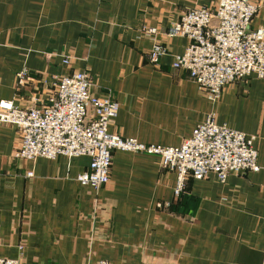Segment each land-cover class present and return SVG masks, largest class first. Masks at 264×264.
<instances>
[{
  "label": "crops",
  "instance_id": "0c3cea01",
  "mask_svg": "<svg viewBox=\"0 0 264 264\" xmlns=\"http://www.w3.org/2000/svg\"><path fill=\"white\" fill-rule=\"evenodd\" d=\"M217 1L0 0V101L43 104L58 77L86 70L93 93L119 103L110 132L178 145L214 113L217 123L255 137L260 166L224 182L212 173L188 177L175 198L176 174L157 155L113 150L109 181L95 190L76 178L87 156L14 157L19 132L0 123V257L21 264H264V77L230 82L211 101L186 70L172 67L188 39L168 35L170 24L190 7ZM255 1L263 6L252 26H264V0ZM143 24L156 27L166 47L156 64ZM22 69L29 76L20 83Z\"/></svg>",
  "mask_w": 264,
  "mask_h": 264
},
{
  "label": "built area",
  "instance_id": "2783aa9c",
  "mask_svg": "<svg viewBox=\"0 0 264 264\" xmlns=\"http://www.w3.org/2000/svg\"><path fill=\"white\" fill-rule=\"evenodd\" d=\"M262 6L255 0H218L214 7L197 5L183 11L167 29L170 36L188 39L183 52L174 56L172 67L186 70L211 101L230 82L249 74L263 78L264 26H252L253 17ZM139 32L152 42L150 62L158 63L166 47L157 39V28L143 24ZM62 61L68 64L71 57L63 56ZM28 76L26 69L17 73L20 83ZM118 112L119 103L110 93H93L86 70L58 77L43 104L21 106L13 98L0 101V123L14 125L20 135L14 157L87 156L88 167L76 178L81 185L95 190L109 181L113 150L157 155L160 165L176 174L175 198L183 192L188 177L202 178L212 173L224 182L229 174L260 169L255 137L217 123L214 113L206 115L178 145H158L110 132L109 123ZM0 264L21 263L19 257H0ZM87 264L110 263L98 260Z\"/></svg>",
  "mask_w": 264,
  "mask_h": 264
}]
</instances>
